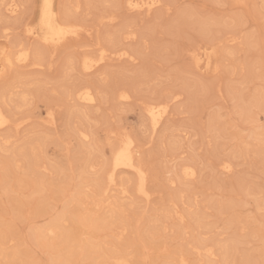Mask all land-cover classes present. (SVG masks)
I'll use <instances>...</instances> for the list:
<instances>
[{
  "label": "rangeland",
  "instance_id": "obj_1",
  "mask_svg": "<svg viewBox=\"0 0 264 264\" xmlns=\"http://www.w3.org/2000/svg\"><path fill=\"white\" fill-rule=\"evenodd\" d=\"M123 2L54 0L61 20L84 30L54 49L25 33L37 26L40 0H18L15 18L0 5V63L20 45L41 64L0 81L10 120L0 137L12 142H0V243L18 253L14 262L0 255V264H117L121 255L128 264H173L179 256L264 264V107L240 110L264 95V0H160L149 14ZM200 47L216 50L208 70L192 63ZM101 50L105 61L82 72L78 61ZM122 50L132 59L114 56ZM86 84L96 94L92 106L72 97ZM157 101L168 103L169 115L153 134L143 108ZM124 134L140 151L149 199L124 171L116 179L126 195L103 192ZM225 158L229 173L220 171ZM184 164L196 172L190 181L176 177ZM59 217L57 234L43 232Z\"/></svg>",
  "mask_w": 264,
  "mask_h": 264
},
{
  "label": "bare ground",
  "instance_id": "obj_2",
  "mask_svg": "<svg viewBox=\"0 0 264 264\" xmlns=\"http://www.w3.org/2000/svg\"><path fill=\"white\" fill-rule=\"evenodd\" d=\"M159 4H160V0H124V2H123V6L126 8V10H128L130 12H136L139 14H141V13L149 14ZM0 5L3 7V12H4L5 16L9 17V18H15L18 14L19 9H20V4L18 3V0H0ZM60 16L61 15H60L59 10L55 7L54 0H40L37 26L36 27H27L25 30L26 35L28 37H30L31 39L34 38L38 42V44L40 43L44 47H46V48L48 47V48H52V49H54L55 47H58L59 45L63 44L65 41H67L69 39L74 40V41L77 40L81 36L82 32L84 31L83 28H81V26H79L73 22L62 21L61 20L62 17L60 18ZM196 51L197 50H195V52L192 55V63L194 65L195 69H197V70H208V69H210L212 67V64L214 62V58L216 56V50L213 49L212 47H206V48L199 49L197 52ZM99 53L100 54H99L98 58H92L88 55V56H84L80 61H78L80 70L82 72L89 73V72L95 70L102 62H104L105 59L107 58L106 51L101 50V52H99ZM114 56H116L117 58L132 59V56L125 51L120 52ZM34 58H35V56H34L32 50H30L27 47L20 46V45L16 46L11 51H6L5 54L3 55L2 62L0 63V81L4 80L3 78L10 71H12L14 69L26 68L29 66L40 67L41 64H39L38 62H35ZM228 94H229V92H228ZM72 97L77 102H80L86 106H92L96 102L95 91L93 90V88L90 85H87V84L82 85L79 88H77L75 90V92L73 93ZM21 98L22 97H20V99ZM117 98L121 101H128L129 95L125 91H120L117 95ZM173 98L176 99L177 97L174 95ZM238 99L241 100L240 96ZM4 105H5V97H4V94H1L0 95V133L5 131L6 129H8L9 125H10V120H9L5 110H4ZM240 106H241L240 110L242 112H246L248 106L250 107V109H251V106H258V107L263 106L264 107V95L259 94L256 96H252L248 100H245V104L243 106L242 105H240ZM143 109H144L143 112L145 114V117L149 121L151 132L154 134L158 130V128L160 127L162 122L165 120V118L169 115V105H168V103H160L157 101L154 103L147 104L145 106V108H143ZM250 109L248 108V110H250ZM47 123L51 126H53L55 124V118L51 113L48 114ZM20 124L21 123L16 125L17 130H18ZM81 136L85 140L88 139V135L85 133H81ZM10 138H11L10 136L4 137V138L0 137V142L2 144V147L4 146L5 148L6 147L8 148L9 146H11L12 142L10 141ZM139 156H140V151L137 149L135 142L131 136L124 134L122 137L119 138L118 142L112 148L110 163H109L108 169H107L106 174H105L106 175V185L104 187L103 192L106 195V199L108 197V193L112 190H115V189L119 190L118 193L121 196H125L127 193L126 189L123 188V184L117 183L116 175H117V172H119V171L130 172V173L134 174L135 178H136V185H135V189H134L135 193L142 196L143 198L149 199L150 194L148 192V187H147L148 186V173H147L146 169L143 167V165L141 164ZM225 160H226V158H225ZM225 160H223L219 165L220 171L222 173H229L231 171V164H230V162H228L227 160L225 161ZM105 175H104V177H105ZM195 175H196V172H195L194 168L191 165L184 164L180 167L179 176H176V177H180L182 179V181L183 180L184 181H190L195 177ZM97 183L99 184V182H97ZM96 187H98V186L96 185ZM100 197H101V195H100ZM183 218L184 217L182 216L180 218V220H182ZM61 221H62L61 218L59 220H56L50 226L43 229L44 230L43 232H45L47 234H55L57 232V230L59 231V225L61 224L60 223ZM89 224H90V222H89ZM0 233H2V232H0ZM78 237H79V235H78ZM65 238H66V236H65ZM75 241H76V239H75ZM3 246H4V244L0 243V250L2 251L0 255L3 256L7 262H8V260L10 262H14L16 260V255L18 253L16 255L15 254L9 255V253L4 252ZM202 247H204V246H202ZM206 249H205V255L207 258H209V260H211L212 258L215 257V255L210 250L211 248L207 249V250ZM192 251H195V250H192ZM14 252H15V250H14ZM187 254H188V252H187ZM113 256H115V255H113ZM113 260L117 264H128V258L125 255L116 256L113 258ZM219 261H221V260H219ZM139 262H141V261H139ZM173 264H190V262L187 258H185L183 256H179L174 260Z\"/></svg>",
  "mask_w": 264,
  "mask_h": 264
}]
</instances>
